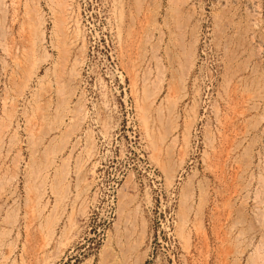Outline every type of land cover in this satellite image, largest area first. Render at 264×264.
Here are the masks:
<instances>
[{
    "label": "rangeland",
    "instance_id": "obj_1",
    "mask_svg": "<svg viewBox=\"0 0 264 264\" xmlns=\"http://www.w3.org/2000/svg\"><path fill=\"white\" fill-rule=\"evenodd\" d=\"M0 264H264V0H0Z\"/></svg>",
    "mask_w": 264,
    "mask_h": 264
},
{
    "label": "bare ground",
    "instance_id": "obj_2",
    "mask_svg": "<svg viewBox=\"0 0 264 264\" xmlns=\"http://www.w3.org/2000/svg\"><path fill=\"white\" fill-rule=\"evenodd\" d=\"M61 2H63V1H61ZM33 11V10H32ZM62 14V13H61ZM39 22L38 21H36V24L39 26V24H38ZM35 24V23H34ZM58 25V24H57ZM57 25H56V27H57ZM37 26V27H38ZM69 27V26H68ZM62 30V29H61ZM40 34H41V37H43V31H41V32H39ZM33 39V38H32ZM64 39V38H63ZM75 65H77L78 64V61L76 60L75 61V63H74ZM75 73V72H74ZM51 231V230H50ZM52 233V232H51ZM46 244V243H45Z\"/></svg>",
    "mask_w": 264,
    "mask_h": 264
}]
</instances>
